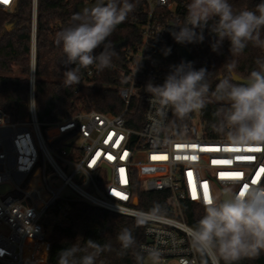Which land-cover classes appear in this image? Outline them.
<instances>
[{"label": "built area", "instance_id": "2783aa9c", "mask_svg": "<svg viewBox=\"0 0 264 264\" xmlns=\"http://www.w3.org/2000/svg\"><path fill=\"white\" fill-rule=\"evenodd\" d=\"M15 2L0 0V8L12 10ZM144 2L141 39L125 49L119 86L126 105L133 96L143 97L139 127L126 124L125 109L118 114L78 110L41 126L35 107L14 120L0 106V186L7 185L0 189V264H44L50 232L67 222L76 200L133 217L148 212L132 202L136 186L168 192L173 213L145 224L140 247L146 256L145 248L157 249L160 264H203L191 248L180 202L203 205L205 185L210 198L225 185L241 191L264 185V143L239 146L225 136H207L197 114L179 134L168 125L171 111L158 129L154 126L159 106L150 104L145 87L162 85L170 66L183 61L177 47L189 48L176 43L171 31L187 13L170 0ZM31 5L34 39L36 0ZM203 34L215 36L208 28ZM33 79L32 68L29 104Z\"/></svg>", "mask_w": 264, "mask_h": 264}, {"label": "trees", "instance_id": "16d2710c", "mask_svg": "<svg viewBox=\"0 0 264 264\" xmlns=\"http://www.w3.org/2000/svg\"><path fill=\"white\" fill-rule=\"evenodd\" d=\"M170 1L175 4L177 10L187 13L190 0ZM31 2L32 0H16L11 11L0 9V106L14 120L23 119L28 115L33 68L35 112L41 126L78 110L96 109L118 114L125 109L126 124L139 127L144 110L143 97L133 96L126 105L119 95V86L122 84L121 69L126 61L125 49L136 46L141 39V25L146 19L144 0H134V11L128 14L125 21L118 25L108 38L116 53L112 57L111 66L103 70L95 64L82 68L78 73L80 83L70 87H65L63 73L74 65L65 64L66 56L62 44L56 42L57 33L77 23L72 17L78 13L79 4L95 0H36L34 39ZM261 2L264 0H229L234 13L243 10L255 11ZM8 23L9 28L6 26ZM261 38L264 39V29H261ZM120 39H124L125 43L117 48L115 43ZM215 40V36L205 37L199 49L187 44L191 53L189 62H192L193 68L198 70L203 67L209 73V92L206 106L183 120L170 113L168 125L178 134L197 114L205 135L224 137L225 133L219 132L217 126L222 119V112L230 106V102L226 97L214 94L217 85L225 79L233 82L232 73L247 78L249 73L257 68L255 61L264 59V49L252 43H249L242 53L232 55L230 41L227 39L223 41L219 51L214 52L211 45ZM175 45L173 42L174 48ZM102 50L103 46L96 49L94 55H98ZM174 53L177 58L175 50ZM233 62L235 66L229 67ZM15 71L17 74H13ZM135 195L137 208L150 211L154 205L159 204L165 215H173L167 202L168 192L148 191L136 186ZM180 206L181 217L188 226H194L204 215L203 205L182 200ZM125 228L131 230L136 241L135 245L126 251L122 250L117 240V235ZM144 228L145 224L137 223V217L76 200L72 203L67 222L51 230L48 257L44 264H58V253L61 250L73 245L84 249L88 240L96 242L101 248L109 246L99 253L96 264H138L137 253L144 259L146 257L140 247L145 240ZM83 254L85 253L82 251L77 255ZM260 255L262 258H244L237 264H264V251H261Z\"/></svg>", "mask_w": 264, "mask_h": 264}, {"label": "clouds", "instance_id": "9594fccd", "mask_svg": "<svg viewBox=\"0 0 264 264\" xmlns=\"http://www.w3.org/2000/svg\"><path fill=\"white\" fill-rule=\"evenodd\" d=\"M135 7L134 0H95L90 8L73 15L77 23L57 33L56 42L62 44L65 64L74 65L63 73L65 87L80 83L78 73L82 68L95 64L103 70L111 66L116 53L108 38ZM205 28L216 37L211 45L214 52L219 51L225 39L230 41L232 55L242 53L249 43L264 49L261 38L264 2L258 4L255 11L234 13L229 0H190L187 15L172 27L171 35L178 44L202 43ZM101 46L103 50L94 55ZM170 52L168 48L164 54ZM255 63L257 68L249 73L245 83L236 84L225 79L214 93L230 102L221 114L217 130L225 133L227 142L233 145L264 143V59H257ZM208 75L207 69L196 70L192 62L182 61L170 66L162 85L149 82L145 91L151 93L150 104L159 106L160 120L155 121L154 126L158 129L162 125L168 111L183 120L203 109L209 92ZM29 107H35L34 100ZM203 209L204 215L196 224L186 227L191 248L202 258L203 264H237L244 258H256L264 251V185H249L242 191L234 184L225 185L214 191L210 199L203 200ZM163 215L164 209L156 204L150 211L141 212L137 223L143 225L162 219ZM24 230L28 232L25 227ZM117 240L125 251L136 243L127 228L117 235ZM108 247L101 248L92 240L87 241L84 249L73 245L58 253V264H96L99 253ZM82 251L85 254L78 256ZM144 251L151 264H160L159 250L145 248ZM136 259L138 264H143L144 257L139 253Z\"/></svg>", "mask_w": 264, "mask_h": 264}, {"label": "water", "instance_id": "95a60500", "mask_svg": "<svg viewBox=\"0 0 264 264\" xmlns=\"http://www.w3.org/2000/svg\"><path fill=\"white\" fill-rule=\"evenodd\" d=\"M94 3L95 2H88V3H82V4H79L78 6H77V11H78V13H82L83 12V10L86 8V7H91L92 5H94ZM7 28H9L10 27V23H8L7 25ZM34 41V40H33ZM125 43V40L124 39H120V40H118L116 43H115V47H117V48H119V47H121L123 44ZM177 49H178V55H179V57L184 61V62H189L190 61V59H191V53L189 52V50L185 47V46H182V45H179L178 47H177ZM220 78H221V76H220ZM231 78H232V81L233 82H235L236 84H243V83H245V80L247 79V78H244V77H241V76H239V75H237V74H235V73H232L231 74ZM7 188V185H1L0 186V189L1 190H4V189H6ZM133 204H136V198H134L133 199Z\"/></svg>", "mask_w": 264, "mask_h": 264}, {"label": "rangeland", "instance_id": "374dc122", "mask_svg": "<svg viewBox=\"0 0 264 264\" xmlns=\"http://www.w3.org/2000/svg\"><path fill=\"white\" fill-rule=\"evenodd\" d=\"M2 9V8H0ZM2 10H6V9H2ZM7 11H11V10H7ZM13 74H17V72L15 71ZM260 257L262 258V256L259 254V256H257V258ZM250 259V258H249ZM144 264H151V261L148 259V257L146 256L144 259Z\"/></svg>", "mask_w": 264, "mask_h": 264}, {"label": "snow or ice", "instance_id": "6c2138e0", "mask_svg": "<svg viewBox=\"0 0 264 264\" xmlns=\"http://www.w3.org/2000/svg\"><path fill=\"white\" fill-rule=\"evenodd\" d=\"M156 157H154V159H155ZM162 158H166V157H162ZM179 158V157H178ZM193 159H195V157H193ZM236 175H238V174H236ZM205 187V195H204V199L205 200H208V199H210V197L208 196V194H207V185H205L204 186Z\"/></svg>", "mask_w": 264, "mask_h": 264}]
</instances>
